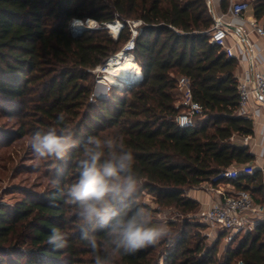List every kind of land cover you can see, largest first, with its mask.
Here are the masks:
<instances>
[{
  "label": "trees",
  "instance_id": "1",
  "mask_svg": "<svg viewBox=\"0 0 264 264\" xmlns=\"http://www.w3.org/2000/svg\"><path fill=\"white\" fill-rule=\"evenodd\" d=\"M227 7L228 0H220L223 12ZM251 8L254 17L264 21V0H253ZM87 19L99 28L73 36L70 23ZM116 20L125 27L114 40L103 27ZM134 20L142 24L131 55L142 77L137 83L110 87L107 98L93 102L92 86L86 83L93 82V71L128 41L127 22ZM212 24L208 0H0V96L16 106L30 102L39 130L55 126L63 113L81 142L90 135L119 134L135 155L143 197L194 212L199 205L187 191L234 164L253 161L247 149L231 142L234 135L251 136L253 128L250 120L235 115L237 61L210 43ZM178 77L188 79L194 100L204 110L205 118L190 129L174 122ZM24 131L21 128L17 138L24 137ZM79 155V149L70 151L59 169L53 161L51 179L71 182ZM231 184L264 206L258 172ZM51 196L50 188L11 206L0 205V261L94 264L75 220L68 221L70 211L62 201L53 207ZM185 226L177 227L167 243L143 248L117 264H264V222L230 242L220 262L215 247L204 250L200 242L187 239ZM53 227L68 233L66 248L53 250L47 244ZM223 237L219 234L218 240ZM161 245L164 252L159 254Z\"/></svg>",
  "mask_w": 264,
  "mask_h": 264
},
{
  "label": "clouds",
  "instance_id": "2",
  "mask_svg": "<svg viewBox=\"0 0 264 264\" xmlns=\"http://www.w3.org/2000/svg\"><path fill=\"white\" fill-rule=\"evenodd\" d=\"M29 145L35 158L52 160L57 169L60 162L68 161L70 151L80 150L75 178L67 184L51 179L50 204L56 207L62 201L70 211L68 221L75 220L94 264H117L170 235L167 220L157 221L154 210L143 203L135 155L119 134L90 135L81 142L60 113L55 126L31 135ZM68 242V233L56 227L47 237L53 250L66 248Z\"/></svg>",
  "mask_w": 264,
  "mask_h": 264
},
{
  "label": "built area",
  "instance_id": "3",
  "mask_svg": "<svg viewBox=\"0 0 264 264\" xmlns=\"http://www.w3.org/2000/svg\"><path fill=\"white\" fill-rule=\"evenodd\" d=\"M208 6L213 16V24L209 32L210 43L221 49L227 58L236 59L237 67L238 65L242 67L241 72L238 75L236 73L237 106L235 115L249 120L252 116L251 111L254 105L264 106V71L259 67L258 53L251 40V36L264 40V21H259L254 17L251 4L248 1L228 0L227 10L221 15H217L209 3ZM225 17H229L231 21L238 20L239 24L235 25L227 22L224 20ZM87 22H89V25L86 27L87 30H96L99 28V25L94 20H74L70 23L69 29L75 23L85 25ZM114 22L120 25V29L115 36L111 34L110 24H105L103 28L116 40L125 25L118 20ZM141 24V21L138 20L127 22L130 28V37L124 44L121 53L107 59L106 64L100 69L102 74H104L108 64L112 60L126 55L141 70L131 55L135 47L134 41ZM233 30L237 34L238 43L240 42L243 46L242 53L238 55L235 52L234 46L227 43ZM243 56L245 59H243ZM243 62L246 63L244 67L242 66ZM97 69L93 72H96ZM140 75V77L134 79L133 83L140 81L142 72ZM115 79L122 85L130 84L124 83L119 78ZM116 87L121 86L116 85ZM175 91L178 98L176 108L179 112L174 122L180 128H193L196 121L204 118V110L194 100L192 89L187 78L178 77L176 79ZM249 140L250 136H243L234 146L238 149H246ZM254 173L255 168L251 164L238 165L236 167L231 166L218 172L210 181V192L219 194L222 198L200 210L197 214L198 222L208 226L217 236L224 234L223 240L226 243L232 242L238 235H244L253 231L255 226L264 222V206L255 203L251 194L246 190H236L234 187H231V191L228 194H224V192L213 189L212 186L223 182L231 184L240 176H252ZM238 264L243 263L238 262Z\"/></svg>",
  "mask_w": 264,
  "mask_h": 264
},
{
  "label": "rangeland",
  "instance_id": "4",
  "mask_svg": "<svg viewBox=\"0 0 264 264\" xmlns=\"http://www.w3.org/2000/svg\"><path fill=\"white\" fill-rule=\"evenodd\" d=\"M242 1H248L251 4L253 0ZM87 20L90 21L92 19ZM108 35L112 37V35ZM123 46L109 58L121 53ZM123 63L124 60H121L114 71H120L122 66H124ZM102 66L96 72H93V82L89 80L86 83V86H92L91 97H93L94 93L97 94L95 100L107 98L109 87L120 83L109 74L108 70L102 74L100 70ZM34 116L30 102H21L20 105L16 106V104H11L7 99L0 96V205L11 206L27 196L40 194L51 188L50 181L54 162L35 158L29 145L31 135L39 130V126L34 121ZM23 127L26 134L24 137L17 138L16 133ZM202 185L204 186L203 189L210 192V182ZM212 188L226 192V190H231V184L223 182L213 185ZM255 197L257 198V196ZM143 202L154 210L157 221L167 220L170 235L161 242L167 243L170 241L175 236L174 231L177 230V227H182L186 224L187 226H185L184 230L188 232L187 239L189 241L192 243L200 242L204 250L215 247V258L218 262L224 259V253L231 247V243H226L223 239L219 241L215 232L208 226L198 222L197 214L201 210L199 207L194 212H182L174 207L157 205L154 202V198L150 195H145ZM170 224H174L175 227ZM241 236L238 235L239 238ZM161 246L158 247L159 254L164 252V245ZM0 264H6L5 260L4 262L3 260L0 261Z\"/></svg>",
  "mask_w": 264,
  "mask_h": 264
},
{
  "label": "crops",
  "instance_id": "5",
  "mask_svg": "<svg viewBox=\"0 0 264 264\" xmlns=\"http://www.w3.org/2000/svg\"><path fill=\"white\" fill-rule=\"evenodd\" d=\"M209 5L212 9L217 13V15L223 14V11L220 8V0H208ZM225 21L231 22L235 25L239 24L238 20H232L229 17L224 18ZM237 34L234 32L228 38L227 43L229 45H233L235 48L236 54H241L243 50L242 44L237 39ZM251 40L254 43L256 52L258 53L257 58L259 62V67L261 70L264 71V40L258 39L254 36H251ZM243 59L245 57L243 56ZM243 67L246 66V63H242ZM241 65L237 67V75L241 72ZM252 116L250 117V121L252 123L253 133L250 136V140L247 144L246 149L248 153L253 156V161L250 163L255 168V172H258L260 178L262 180V185L264 187V106L254 105L251 111ZM205 118V115H204ZM203 118V119H204ZM202 119V120H203ZM243 136H236L234 135L231 138V142L233 146L235 145L238 140ZM232 166H238L234 164ZM231 187H234L231 184ZM204 186L201 184L198 187L192 188L187 191L186 195L188 198L194 200L198 203L199 208L202 210L204 207L210 205L211 203L218 201L222 198L221 195L215 194L214 192H208L207 190L203 189ZM231 190H226L224 194H228Z\"/></svg>",
  "mask_w": 264,
  "mask_h": 264
},
{
  "label": "bare ground",
  "instance_id": "6",
  "mask_svg": "<svg viewBox=\"0 0 264 264\" xmlns=\"http://www.w3.org/2000/svg\"><path fill=\"white\" fill-rule=\"evenodd\" d=\"M85 25H81L80 23H75V28H78L79 26L87 27L89 25L88 22ZM109 28L112 32L111 34L114 33L113 35L115 36L120 29V25L118 23L114 22V23L110 24ZM121 60H124V63H123L124 66H122L120 71H118V72L114 71V69L116 68V65L119 64ZM113 61H115V62L113 63ZM106 70H108L109 74L112 75L114 78H119L124 83H131L132 81H134L135 78L141 76L140 75L141 71L136 66L134 61L127 55L126 56H120L119 58H115L114 60H112V62L108 64ZM115 80L117 81V79H115ZM116 85L122 86L121 83L115 84V86Z\"/></svg>",
  "mask_w": 264,
  "mask_h": 264
},
{
  "label": "water",
  "instance_id": "7",
  "mask_svg": "<svg viewBox=\"0 0 264 264\" xmlns=\"http://www.w3.org/2000/svg\"><path fill=\"white\" fill-rule=\"evenodd\" d=\"M85 30H87V28L84 27V26H79L78 28H75V25H73V26L70 27V32H71V34H72L73 36H75V35L81 33L82 31H85ZM133 82H134V81H132L131 84H132Z\"/></svg>",
  "mask_w": 264,
  "mask_h": 264
}]
</instances>
